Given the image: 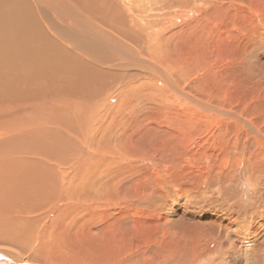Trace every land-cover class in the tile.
I'll return each instance as SVG.
<instances>
[{
    "label": "rangeland",
    "instance_id": "1",
    "mask_svg": "<svg viewBox=\"0 0 264 264\" xmlns=\"http://www.w3.org/2000/svg\"><path fill=\"white\" fill-rule=\"evenodd\" d=\"M206 1L175 38L153 36L151 53L164 67L178 63L177 72L143 69L136 62L143 55L126 46L120 56L108 53L113 67L110 60L100 64L151 76L130 86L117 80L91 119V110L83 113L89 104L52 108L38 94H31L38 108L15 109L16 123L27 115V127L49 133L51 143L26 157L36 168L46 166L45 175L51 162H91L70 172L76 190L67 198L55 199L48 188L0 211L21 230L40 223L50 232L41 239L43 251L57 256L48 244L61 243L66 263L73 257L79 264H244L264 250V0ZM39 154H47L48 165ZM241 171L258 177L259 200L247 213L214 195Z\"/></svg>",
    "mask_w": 264,
    "mask_h": 264
},
{
    "label": "bare ground",
    "instance_id": "2",
    "mask_svg": "<svg viewBox=\"0 0 264 264\" xmlns=\"http://www.w3.org/2000/svg\"><path fill=\"white\" fill-rule=\"evenodd\" d=\"M206 4V0H153V6L148 0H0V136L4 137L0 138V211L11 209L13 203L29 200L31 195L45 193L48 188L53 190L55 199L67 198L76 190L70 172H81L86 165V168L91 165L89 161L72 157L71 161L63 165L51 162L48 171L51 173L45 175L46 166L43 169L42 166L36 168L26 157L28 150L32 149L30 154L36 151L40 153L39 150H44L48 140L51 143L49 133L32 125V128L27 127V115L16 123L15 109H24L27 104L34 103V107L38 108L39 101L31 95L38 94L40 98L46 96V103L49 100L52 108L63 106V109L70 110L72 107L79 108L80 104H89L88 108L81 109L83 113L87 111V114L91 110V119L95 108L104 99L112 98L113 84L117 80H129L126 83L129 85L141 80L147 82L151 76L146 70L131 74V70L127 72L123 69L121 73L111 72L113 57L108 53L117 52L120 56L121 53H127V47V50L134 47L138 55H143L138 57L141 59L136 56V62L143 69L159 66L164 71L173 72L174 65L178 63L171 61L165 68L151 53L153 36L156 33L161 36L160 39L167 37L168 41L175 38L183 26L191 25L188 16L195 14ZM139 6H144V9H139ZM202 18L203 16L194 18L195 28L197 21H202ZM174 21L176 23L172 25ZM161 28L164 30L159 31ZM158 32L162 34L158 35ZM191 44L194 45L192 42ZM131 60V65L128 62L124 67L131 66L133 69L132 65L136 63L133 64L134 61ZM107 61L112 66L109 69L100 64ZM117 91L122 96V89ZM45 133L46 136H43ZM59 140L63 143L66 138L62 136ZM40 156L43 158L39 157V160L47 164V154ZM74 165L77 166L76 169L73 168ZM6 218L3 214L0 215V264H26L14 260V255L34 264H44V258L47 264H54V260H60L63 264H79L73 257L66 263L69 252L61 243L48 244V249L57 256L43 251L41 239L50 232H42L44 227L40 229V223L37 228L28 232L21 230L16 224L17 220L14 222ZM245 233L247 234L246 231ZM254 234L259 236L260 232L255 231ZM39 248L42 249L41 252ZM63 250H66L65 254ZM32 253H37L39 257L35 258Z\"/></svg>",
    "mask_w": 264,
    "mask_h": 264
},
{
    "label": "clouds",
    "instance_id": "3",
    "mask_svg": "<svg viewBox=\"0 0 264 264\" xmlns=\"http://www.w3.org/2000/svg\"><path fill=\"white\" fill-rule=\"evenodd\" d=\"M258 187V177L241 171L232 180L219 183L214 195L230 208L247 213L259 200ZM261 258H264V250L254 252L244 264H261Z\"/></svg>",
    "mask_w": 264,
    "mask_h": 264
}]
</instances>
